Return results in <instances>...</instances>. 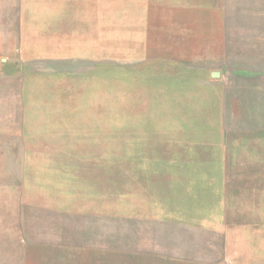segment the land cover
<instances>
[{"label":"rangeland","instance_id":"374dc122","mask_svg":"<svg viewBox=\"0 0 264 264\" xmlns=\"http://www.w3.org/2000/svg\"><path fill=\"white\" fill-rule=\"evenodd\" d=\"M233 256L264 264V0H0V264Z\"/></svg>","mask_w":264,"mask_h":264},{"label":"crops","instance_id":"0c3cea01","mask_svg":"<svg viewBox=\"0 0 264 264\" xmlns=\"http://www.w3.org/2000/svg\"><path fill=\"white\" fill-rule=\"evenodd\" d=\"M181 168V167H180ZM178 170H181V169H178ZM182 170H185V169H182ZM187 170H190L189 172L191 173V174H195V172L193 171L194 169H187ZM200 173V172H199ZM174 175H177V174H179V175H182V173L181 172H174L173 173ZM221 213H222V215L224 214V208H223V205L221 206ZM238 257H236L235 258V256H233V257H231V258H228L230 261H231V263L232 264H253V262L251 261L252 259L249 257L248 259H246V260H239V259H237ZM251 261V262H250Z\"/></svg>","mask_w":264,"mask_h":264},{"label":"water","instance_id":"95a60500","mask_svg":"<svg viewBox=\"0 0 264 264\" xmlns=\"http://www.w3.org/2000/svg\"><path fill=\"white\" fill-rule=\"evenodd\" d=\"M218 76H219V73L218 72H212L211 73V77H213V78H216Z\"/></svg>","mask_w":264,"mask_h":264}]
</instances>
